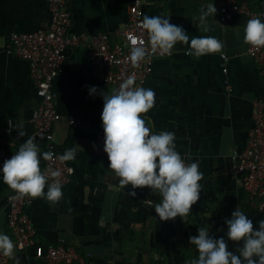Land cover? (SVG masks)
Here are the masks:
<instances>
[{"label":"crops","instance_id":"0c3cea01","mask_svg":"<svg viewBox=\"0 0 264 264\" xmlns=\"http://www.w3.org/2000/svg\"><path fill=\"white\" fill-rule=\"evenodd\" d=\"M132 0H68L74 33H106L111 42L122 40L121 31ZM211 0H144V16L167 17L181 26L190 39L214 36L222 43L220 52L195 58L189 45L178 43L170 57L156 58L145 88L155 92V105L146 115L154 133H175L176 150L188 163L199 162L203 173L202 191L185 220L161 221L154 206L161 199L150 188H122L119 177L108 168L107 156L97 151L103 100L100 92L111 94L114 87L92 74L86 47L66 51L62 71L53 82V95L61 118L53 125L58 153L77 148L76 158L63 196L56 204L33 199L29 214L36 240L45 245L66 243L87 258L86 264H190L198 251L189 237L209 228L213 238L223 237L228 250L239 255L242 242L228 240L225 221L237 207L253 222L254 230L264 215L251 207L248 195L234 173L233 154L245 148L253 125L252 104L264 98V66L248 55L244 41L246 19L234 15L220 20L221 0H214L216 14L209 16L208 31L197 26L198 17ZM264 9V0H252ZM51 12L46 0H0V131L10 129L8 150L14 155L34 135L32 116L41 104L30 77L29 63L5 51L12 33L46 30ZM228 56V73L222 71L221 53ZM226 80L232 86L225 90ZM95 86L97 94L89 95ZM79 123L71 125L70 118ZM23 122V128L17 125ZM18 130L26 135L20 137ZM41 152H47L43 138L36 137ZM77 145L80 147L78 148ZM45 160H41L43 170ZM46 191V189H45ZM0 179V232L15 238L8 227L13 193ZM34 249L17 250L20 264H48L34 256ZM254 259H256L254 257ZM13 263L14 261L11 260Z\"/></svg>","mask_w":264,"mask_h":264},{"label":"clouds","instance_id":"9594fccd","mask_svg":"<svg viewBox=\"0 0 264 264\" xmlns=\"http://www.w3.org/2000/svg\"><path fill=\"white\" fill-rule=\"evenodd\" d=\"M205 7L206 11L202 10L194 20L207 32V18L216 14L214 0ZM140 27L148 33L151 49L163 54L171 55L178 43L189 45L188 54L197 59L222 49V43L214 36L190 39L181 26L170 23L167 17L145 15ZM244 41L255 48L264 47V20L256 17L247 21ZM131 44L128 59L133 66H139L146 59L147 49L143 40L138 43L133 39ZM135 80V75H131L111 94L99 93L103 100V151L109 160L108 168L120 178L122 188L131 185L130 196L136 195L135 189L144 187L158 195L161 199L154 210L161 221L176 217L185 220L200 198L203 173L199 171V162L187 163L176 150L174 132H152L151 121L144 114L153 109L155 92L137 85ZM95 94L96 87L89 88V95ZM17 128L22 129L23 122ZM17 132L20 137L26 135L24 131ZM36 137L30 136L10 159L4 161L0 179L20 198H44L56 204L63 196V185L59 180L49 183V175L40 168L41 160L70 162L75 160L77 148L66 149L60 155L41 152ZM50 175L59 177L60 171H51ZM225 223L228 240L242 242L239 255L228 250L223 237L213 238L209 228H200L197 236L189 237L190 244L198 251V258L192 259L190 264H264V220L254 230L252 220L237 207ZM16 250L17 245L10 236L0 232V254L20 264Z\"/></svg>","mask_w":264,"mask_h":264},{"label":"built area","instance_id":"2783aa9c","mask_svg":"<svg viewBox=\"0 0 264 264\" xmlns=\"http://www.w3.org/2000/svg\"><path fill=\"white\" fill-rule=\"evenodd\" d=\"M46 1L51 12L50 27L29 33H12L8 38L5 51L8 55L19 57L29 63L30 77L41 98V104L34 110L31 120L34 135L45 140L47 151L60 155L54 144L53 125L61 118V114L56 108L52 87L55 78L62 71L67 49L88 48L93 76L100 82L114 87V90L118 89L120 84L131 75H135L137 85L145 88L153 72L155 59L170 57L172 54L167 55L159 50L151 49L148 33L140 27L144 17L142 8L144 0H132L128 7L125 27L121 31L123 38L114 43L106 33L72 32L73 15L68 6V0ZM234 15L244 16L246 23L249 19L256 17L264 20V9L254 8L252 0H221V22L226 23ZM133 39L138 43L143 40L147 49L146 59L139 66H133L128 59ZM246 47L249 57L258 66H264V47L255 48L247 43ZM221 58L223 59L222 71L227 75L229 56L222 52ZM231 89L232 86L226 80L225 90L231 91ZM252 121L253 125L248 133L245 148L236 151L232 156L233 167L240 186L248 195L251 207L264 215V98L253 101ZM70 123L76 126L79 122L71 117ZM10 134V129L0 131V167L5 160L13 156L8 150ZM96 140L98 153L107 156L103 151L102 121ZM55 170L60 171L59 177L50 175V172ZM42 171L49 175V183L59 180L62 185H65L70 180L73 168L67 162L61 163L53 159L45 161ZM8 203L11 207L8 227L19 251L25 252L33 248L34 256L45 260L48 264H86L88 262L85 255L71 245L66 243L45 245L36 240V229L29 214L33 198L27 196L20 198L14 191L8 196ZM0 264L14 263L0 254Z\"/></svg>","mask_w":264,"mask_h":264}]
</instances>
